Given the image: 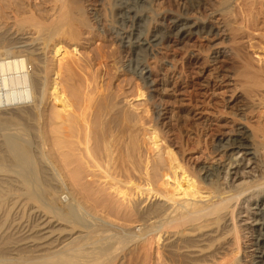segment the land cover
Wrapping results in <instances>:
<instances>
[{"label": "bare ground", "instance_id": "bare-ground-1", "mask_svg": "<svg viewBox=\"0 0 264 264\" xmlns=\"http://www.w3.org/2000/svg\"><path fill=\"white\" fill-rule=\"evenodd\" d=\"M235 1L216 0L211 4L210 0H162L161 9L172 5L169 14L162 9V21L167 26L162 23L149 32V0H115L113 12H117L120 28L111 29V34L132 55L125 68L148 91L155 82L147 71V60L155 49L166 47L167 39H174L187 54L179 72L190 78V101L197 104L203 69L209 63L222 69L228 54L239 88L226 107L229 113L238 115L236 111L243 112L242 107L248 104L264 107V69L241 54L239 40L246 30L235 15ZM1 2H5V8ZM48 2L54 6L47 22V17L42 21L37 14L46 11L37 7V0H0V12L10 11L15 21L11 22L13 29L0 26V264H154L156 244H161L159 250L167 264H243L236 216L245 198L252 200L251 214L255 217V249L249 264H264V169L258 170L257 176L252 174L259 151L264 150V128L260 123L252 125L248 115L240 117L245 125L236 126L230 136L217 139L210 148L206 144L208 152L220 155L226 164L191 168L188 161L178 162L174 153L163 162L165 152L153 133L156 128L142 138L137 110L127 102L116 101L113 92L103 91L91 114H86L91 101L84 106L82 102L85 123H79V154L86 167L101 172L105 190L90 192L87 185L79 184V194L82 190L92 201L86 200L88 210L111 209L114 206L108 197L112 195L126 201L130 212L121 213L114 207L115 213L123 221L135 217L136 225L118 226L119 230L111 233L112 222L95 220L69 196L61 173L47 157L45 140L36 124L45 84L41 56L65 27L69 28L65 31L69 38L74 39L76 29L89 25L80 0ZM29 4H36L39 10H32ZM240 7L244 13L245 7ZM42 13L46 15L47 11ZM99 17L95 14L96 22ZM127 23L130 30H122ZM25 26L32 31L28 44L22 40L25 37L21 38L28 32L23 30ZM221 29L226 31L225 50L214 49L221 39ZM213 79L228 86V78L217 69ZM155 108L153 127L158 126L160 118L159 107ZM179 113L174 115L175 122L180 119ZM184 127L186 124L177 127L179 134ZM204 129L214 135L215 129ZM239 154L244 160L236 159ZM34 158L40 173L36 182L31 180L36 173ZM245 161L255 168L244 172L250 168ZM69 209L77 216L76 221L63 212Z\"/></svg>", "mask_w": 264, "mask_h": 264}, {"label": "rangeland", "instance_id": "rangeland-1", "mask_svg": "<svg viewBox=\"0 0 264 264\" xmlns=\"http://www.w3.org/2000/svg\"><path fill=\"white\" fill-rule=\"evenodd\" d=\"M38 1L36 3L37 7H40V10H46L47 13L45 15L42 12L46 11H40L37 14H41L39 17L43 19L42 21L46 20L47 17L48 22L49 14L54 5L48 0H44L45 2L42 3ZM114 1L88 0L86 2L80 0L81 5L86 9L84 17L88 21L89 28L79 27L75 30L77 37L75 35L76 38L70 39L68 35L69 28L65 27L64 33L54 36L51 43L43 51L44 54L42 53L41 60L45 84L39 96V99H42V102H39V120H36L37 127H40L38 130L45 140L47 157L61 173L67 185L69 196L72 197L75 203H81L95 220L102 221L105 224L112 222L113 226H109L111 233L117 232L119 230L118 226H135L136 219L135 217L129 218L128 221L118 219L121 216H117L114 207H117V210L121 213H129L130 211L127 202H121L114 195L108 197L111 202L110 205L114 206L111 209L98 207L95 210H88L86 200H89V203H92V201L84 197L86 195H83L82 190L79 194V184L87 185V190L90 192L104 189V179L101 172L98 169L86 167L83 157L79 154V123H85L81 111L86 102L91 101L89 104L90 109L86 112L89 115L98 97L103 93L113 92L117 96L116 101L127 102L133 111L137 110V128L141 130L142 138H144V135L147 136V133L152 134V128H156V132L153 133L158 135V146H161V151L165 152L162 158L163 162H167L170 155L174 153L178 162L187 164L188 161L191 168L200 165H214L216 163L224 165L227 163L220 155L209 153L208 148L217 139L230 136L236 126L245 125V120L240 118L244 114L245 116L248 115V120L252 125L260 123V126L264 128V107L257 108L252 104H248L245 108L242 107L243 112L241 110L236 111L238 115L230 114L226 108L231 104L234 95L239 92V88L235 85L236 75L233 73L235 67L231 63L232 60H230L228 54L224 64L225 67L222 69L221 67L218 69V65L215 63H209L203 69L202 78L198 81L200 82L198 87L200 102L195 104L190 101V89L187 88L190 78L179 72L187 54L176 45L174 39H167L166 47L160 46L155 49L153 56L147 60L149 68H147V71H151L150 79L155 82L153 87L147 91L143 83L125 68L132 55L111 34V29L120 28L117 12H113ZM149 1L151 7L147 12L150 17L147 30L153 32L162 26V23L164 27L167 26L166 21H162L164 16L162 9L165 8L167 14H169L172 5L164 6L161 9L159 3L162 0ZM210 1L211 4H214L216 0ZM1 3L0 6L3 4L2 7H4L5 2ZM36 4H29L32 10L36 9ZM241 5L245 7L244 13L240 11ZM27 6L25 5V10ZM233 8L238 22L241 24L243 21L246 30L239 40L242 56L246 57L254 66L264 69V49H260L264 48V0H236ZM5 11L9 14L0 12V26L12 28L11 26L15 23L14 18L12 20L13 16H9L12 15L10 11ZM34 12L36 14V11ZM95 14L100 16L97 22L94 18ZM9 18L12 21H8ZM27 27L26 29L23 28L26 32L28 31L27 33L23 31L26 35L20 37H25L22 40L28 44L30 42L29 37H32V35L28 34L31 30L30 27ZM66 28H68L67 33L65 32ZM121 28L124 31H129L131 24H124ZM220 37L221 39L216 41L218 46L214 49L225 50L223 49L226 44L225 29H221ZM215 69H217V72L221 71L226 75L228 86L224 87V85L214 81ZM82 102H84L83 106ZM155 106H158L160 111L157 127H153L152 123V119L155 118ZM179 111L181 112L179 113L180 119L175 122L174 115ZM185 124L186 127L179 134L177 127ZM205 127L215 129L214 135L205 130ZM240 158H242L241 154L236 159L239 160ZM241 160H244V158ZM35 162L34 169H36V173L31 180L36 182L40 179V173L36 159ZM245 164L250 166L247 161H245ZM255 164L251 165L250 168L246 167L244 172H248L255 166V173L254 171L252 173L254 176L260 173L258 170L262 169L263 171L264 150L259 151V157ZM161 172H164V170ZM160 188L164 189L165 187ZM171 189L174 190L176 187H171ZM105 192L109 193V191ZM94 197L95 195L90 198ZM247 199L241 201L238 209L239 214L236 216L242 246V253L239 258L242 259L243 264H249V256L255 249L253 246L255 234L252 232L255 217L251 214L254 212L251 210L254 206L252 200L249 202ZM165 204L167 205L166 202ZM63 212L67 214L69 220H77V216L71 212V209ZM160 247L161 244L154 246V264H167L161 256Z\"/></svg>", "mask_w": 264, "mask_h": 264}]
</instances>
